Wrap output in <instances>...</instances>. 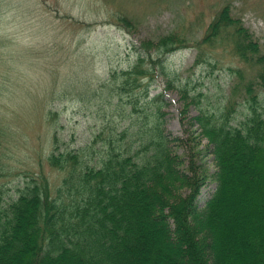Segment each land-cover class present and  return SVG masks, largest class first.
<instances>
[{
    "label": "trees",
    "instance_id": "1",
    "mask_svg": "<svg viewBox=\"0 0 264 264\" xmlns=\"http://www.w3.org/2000/svg\"><path fill=\"white\" fill-rule=\"evenodd\" d=\"M116 17L119 26H133L126 15ZM217 41L251 74L244 80L241 68L231 69L236 80L225 103L192 116L216 166L215 188L198 213L195 195L208 178L200 155L191 146L183 162L173 152L161 125L162 93L148 92L158 76L170 78L167 55L190 45L170 31L140 40L131 65L108 73L128 95L123 110L137 113L129 126L137 143L120 140L127 126L109 131L97 155L87 156L89 143L73 151L54 147L46 160L64 172L56 189L39 173L0 206V264H264V51L230 3L192 44L199 52ZM186 83L178 87L181 120L195 99ZM240 84L247 99L235 123Z\"/></svg>",
    "mask_w": 264,
    "mask_h": 264
},
{
    "label": "rangeland",
    "instance_id": "2",
    "mask_svg": "<svg viewBox=\"0 0 264 264\" xmlns=\"http://www.w3.org/2000/svg\"><path fill=\"white\" fill-rule=\"evenodd\" d=\"M225 3L264 51V0H0V206L39 173L56 189L64 172L46 160L54 147L73 151L89 143L87 156L97 155L109 131L127 126L120 140L134 146L129 126L137 113L129 117L123 110L128 95L119 94L108 73L131 65L140 40L176 31L190 45L167 55L170 78L158 76L148 92L149 97L162 93L161 125L173 152L183 162L191 146L199 152L196 161L208 178L195 195L198 213L215 188L216 166L212 145L192 116L201 107L214 110L225 103L236 80L231 69L241 68L244 80L251 74L226 44H202L199 52L192 44ZM118 14L133 26H119ZM185 83L195 99L181 120L178 87ZM246 99L240 84L235 123L244 116Z\"/></svg>",
    "mask_w": 264,
    "mask_h": 264
}]
</instances>
